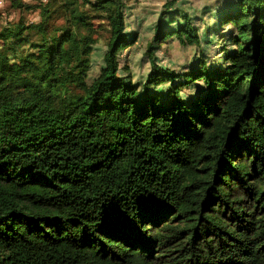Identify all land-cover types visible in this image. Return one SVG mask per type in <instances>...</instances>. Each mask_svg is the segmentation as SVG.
<instances>
[{
	"label": "trees",
	"instance_id": "16d2710c",
	"mask_svg": "<svg viewBox=\"0 0 264 264\" xmlns=\"http://www.w3.org/2000/svg\"><path fill=\"white\" fill-rule=\"evenodd\" d=\"M175 4L141 82L120 72L126 0H40L0 29V264H264V0L203 29ZM173 37L203 56L159 64Z\"/></svg>",
	"mask_w": 264,
	"mask_h": 264
},
{
	"label": "rangeland",
	"instance_id": "374dc122",
	"mask_svg": "<svg viewBox=\"0 0 264 264\" xmlns=\"http://www.w3.org/2000/svg\"><path fill=\"white\" fill-rule=\"evenodd\" d=\"M169 0H126V30L128 32H136L137 41L131 47L123 50L119 55L120 72L129 75L135 82L142 81L150 70V59L147 54V45L151 41L153 35L154 24L164 8V4ZM175 6L181 10H186L193 17L195 25L200 29L206 27L207 24H213L210 14L205 15V9H213L224 4L225 0H174ZM40 0H20V3L14 5L11 0H0V29L24 22L26 24L36 23L40 20L39 8L36 5ZM21 4V5H20ZM213 5V6H212ZM56 26L51 34L59 33L63 24V19L57 17L53 19ZM204 25V26H203ZM231 25L226 26L229 29ZM109 32L105 24H102L98 30L96 37L97 43L94 45L92 52V67L90 70V79L95 77L101 66L103 65V55L106 50V40ZM222 42L216 43L215 46ZM207 44L183 45L175 37L166 41L162 47L156 51V60L159 64L174 68L175 70H183L187 64L193 63L196 56H203L200 52ZM207 59L214 61L218 58V52H215L213 45L207 47ZM205 53V52H204ZM196 88V87H195ZM194 88V89H195Z\"/></svg>",
	"mask_w": 264,
	"mask_h": 264
},
{
	"label": "built area",
	"instance_id": "2783aa9c",
	"mask_svg": "<svg viewBox=\"0 0 264 264\" xmlns=\"http://www.w3.org/2000/svg\"><path fill=\"white\" fill-rule=\"evenodd\" d=\"M42 1H46V0H42Z\"/></svg>",
	"mask_w": 264,
	"mask_h": 264
}]
</instances>
